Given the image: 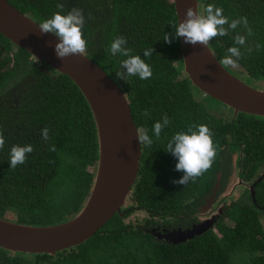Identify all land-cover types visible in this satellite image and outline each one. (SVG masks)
Segmentation results:
<instances>
[{"label": "trees", "instance_id": "16d2710c", "mask_svg": "<svg viewBox=\"0 0 264 264\" xmlns=\"http://www.w3.org/2000/svg\"><path fill=\"white\" fill-rule=\"evenodd\" d=\"M7 1L36 23L56 11L66 14L73 7L80 8L85 16L84 54L116 81L136 128H147L153 143L140 144L138 169L126 196L144 213H135L130 220L114 213L89 238L52 255L0 248V264H264V117L233 114L231 108L190 83L182 69L179 38L170 44L163 40L165 33L175 31L171 0ZM197 1L201 12L209 3L221 7L229 22L247 18L251 35L241 24L235 30L229 29L228 35L211 40L208 47L220 62L227 49L234 46V37L244 35L246 44L240 46L239 67L224 68L235 77L242 72L251 79H263L264 0ZM58 3L64 5L63 9H57ZM118 36H124L133 54L150 65V79L133 76L125 81L117 77L126 57L113 55L109 49ZM12 47L16 49L12 56L4 55ZM249 47L251 53L246 51ZM148 48L154 51L145 57L143 53ZM198 94L231 113L216 116ZM145 111L149 115H143ZM165 115L169 124L157 138L153 125ZM193 124H205L211 129L217 155L212 167L195 182L175 184L172 181L183 173L175 169L177 159L165 149L176 132L187 131ZM44 127L49 129L48 141L42 139ZM0 132L5 138V146L0 149V218L11 217L13 212L14 222L39 226L58 224L75 216L89 195L98 158L90 109L70 78L42 61L34 62L2 34ZM15 144H31L34 151L27 155L24 164L13 169L9 153ZM52 145L55 151L49 150ZM216 172L221 173L218 193L233 183L235 177L229 178L232 172L244 189L227 204L214 229L182 243L169 244L155 240L138 227L142 215L177 214L187 207L190 198L199 199L200 203L210 191ZM261 175L263 179L252 187V200L248 185Z\"/></svg>", "mask_w": 264, "mask_h": 264}, {"label": "water", "instance_id": "95a60500", "mask_svg": "<svg viewBox=\"0 0 264 264\" xmlns=\"http://www.w3.org/2000/svg\"><path fill=\"white\" fill-rule=\"evenodd\" d=\"M176 23L184 19L188 6L197 0H171ZM0 34L72 80L87 102L97 137L98 158L90 192L82 208L72 218L53 225H25L0 218V248L11 252L54 254L89 238L120 207L132 185L139 164L140 142L128 102L118 85L85 54L61 60L54 45L58 37L43 34L38 23L18 11L7 0H0ZM182 69L190 83L232 109L264 117V90H257L227 71L210 48L195 46L179 38ZM218 173L204 204L211 203L219 183ZM249 186L253 200V187ZM213 220H202L185 229L161 234L167 243L177 244L198 236L212 227Z\"/></svg>", "mask_w": 264, "mask_h": 264}, {"label": "clouds", "instance_id": "9594fccd", "mask_svg": "<svg viewBox=\"0 0 264 264\" xmlns=\"http://www.w3.org/2000/svg\"><path fill=\"white\" fill-rule=\"evenodd\" d=\"M57 9H63L64 5L58 3ZM85 24V16L78 7H73L66 14L56 11L51 17L38 23L41 33H52L58 37V42L54 45V50L61 60L68 56L80 55L84 57L87 42L83 37L82 28ZM243 24L247 29V34H252V29L248 27L246 17L229 22L228 18L223 14L221 7L214 4H207L200 12L197 7L188 6L184 12V19L174 23L172 27L175 29L173 33H165L163 40L172 43L173 39L183 38L184 42L193 46L200 44L208 46L209 42L216 37H224L228 35L229 29L235 30L238 25ZM227 25V27H226ZM246 44V37L237 34L234 37V46L227 49V54L220 61L221 66L239 67L238 61L242 56L240 46ZM127 41L124 36H118L112 40L110 51L113 55L119 54L126 57L121 61V71L116 73L117 77L126 81L127 77L138 76L141 80H147L152 77V69L140 55H134L133 50L126 46ZM260 50V45H256V51ZM153 48L144 50L143 55L150 57ZM249 53L252 49H246ZM143 115L149 113L145 111ZM169 124V118L165 115L162 121L154 123L152 132L155 137L159 138L164 127ZM42 139L49 140V129L44 127L41 130ZM136 135L140 144L151 146L152 137L149 135L147 128L136 129ZM5 146V138L3 132H0V149ZM55 151V145L49 149ZM170 152L176 159L175 169L183 173L179 179L172 182L180 185H187L189 182H195L198 177L204 175L213 165L217 155V145L213 141V133L205 124L190 125L187 131L176 132L167 143L165 149ZM34 151L31 144H15L10 148L9 165L15 169L18 165L26 162L27 155Z\"/></svg>", "mask_w": 264, "mask_h": 264}, {"label": "flooded vegetation", "instance_id": "af4514ba", "mask_svg": "<svg viewBox=\"0 0 264 264\" xmlns=\"http://www.w3.org/2000/svg\"><path fill=\"white\" fill-rule=\"evenodd\" d=\"M197 8L201 12V8L199 7L198 1H197ZM112 80L116 83V81L114 79H112ZM237 171L238 170H235L236 173H237ZM218 173L220 174L219 180H218L219 181L218 187H217L216 192L213 196V199L211 200V203L206 206L204 204L205 198L210 194L211 189L214 186L215 181H216V175ZM236 173H234V172L230 173L229 178L231 177V175H233L235 177V181H236L235 183L240 187V195H241L243 193L244 185L241 184L240 181H238V179H237L238 177L235 176ZM260 179H263L262 175L260 177L256 178V180L253 182V184L258 182ZM220 180H221V173L216 172L215 173V180H214V183H213L210 191L206 195L202 196L200 203H197L199 199L190 198L187 201V204H188L187 207L177 214H171V213H169L168 215L157 214L156 216L152 215L151 217L149 215H147L146 217H144L142 215L141 220H140L141 222L138 224V227H140L143 230V232L150 234L155 240L161 241L164 243H167V242L163 238L160 237L161 234L165 233L166 231H170V230H174V229H185V228L190 227L191 225L196 224L202 220H205V221L206 220H213L212 227H210L209 229H214V226H215V223H216L218 217L223 213V211L226 207V204L229 203V202L228 203L223 202V197L226 198L225 196H227V195L224 196L223 192H225V190H227L228 188H224V190H221L218 193L219 187H220ZM230 186L231 185L229 184L228 187H230ZM249 186L250 185H248V188H249ZM231 188H233V187H230V189ZM249 191H250V189H249ZM131 208H133L135 210L126 214ZM137 208H140V207L133 206L132 203H130L125 198L124 204L120 207L119 215L120 216L124 215L125 217L123 219L130 220L133 218L132 217L133 214L139 213V212L144 213L143 211H140ZM189 208H193L194 211L189 212ZM180 243H182V242H180Z\"/></svg>", "mask_w": 264, "mask_h": 264}, {"label": "rangeland", "instance_id": "374dc122", "mask_svg": "<svg viewBox=\"0 0 264 264\" xmlns=\"http://www.w3.org/2000/svg\"><path fill=\"white\" fill-rule=\"evenodd\" d=\"M16 51V49L14 47H12L10 50L6 51L4 55H7V57H11L12 54ZM30 59L33 60L34 62H38L36 59L32 58L30 56ZM10 65V64H9ZM233 69V67H231ZM236 77L238 79H240L241 81H243L244 83L248 84L249 86L257 89V90H264V78L263 79H251L249 77H247L244 73H240L238 74V76L236 75ZM5 88H3L2 91H4ZM201 94V93H200ZM198 94V97L201 98L203 100V104L207 107V109L211 112H214L216 116L218 117H222V116H229V114L231 113V110L222 107L221 104L215 102L214 100H211L210 98L207 97H203L202 95ZM91 169V168H90ZM235 179L233 181V183H231L230 187H233L230 189V187L225 190V192H223L224 196L226 198L223 197V202H230L233 199H236L240 196V187L235 183ZM225 188V186H224ZM231 194V195H230ZM227 206V204H226ZM11 217L10 216H6V219H8L9 221H14V213L10 212Z\"/></svg>", "mask_w": 264, "mask_h": 264}]
</instances>
